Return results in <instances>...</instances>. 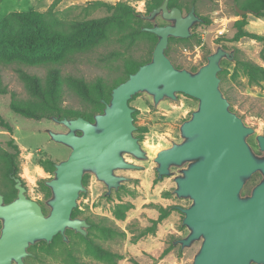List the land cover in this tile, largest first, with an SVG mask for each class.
<instances>
[{"label":"rangeland","instance_id":"rangeland-1","mask_svg":"<svg viewBox=\"0 0 264 264\" xmlns=\"http://www.w3.org/2000/svg\"><path fill=\"white\" fill-rule=\"evenodd\" d=\"M116 5L123 2L137 13L147 14L160 0H0V21L11 12H51L62 20H94L111 16L106 7L94 6L95 2ZM244 0H169L186 14L191 7L202 18L191 30L186 41L168 43L167 56L177 68L196 71L206 63V57L217 47L227 51L235 49L234 61H222L220 89L228 99L231 111L255 130V135H264V19L239 11ZM245 20L243 30L253 36L234 40L236 22ZM157 24L164 22L157 18ZM151 23L144 21L143 25ZM155 43L148 35L139 37L131 46L116 42L115 37L100 43L86 54H77L60 66L64 86L62 107L75 111L90 112L92 105L70 83V77H82L87 82L102 78L111 85L124 76L126 63L145 62L151 56ZM18 58V59H16ZM18 60V61H17ZM246 64L262 69L252 74ZM20 71L37 75L42 80L47 67L28 57L0 51V78L6 93H0V147L14 150L8 143L17 146V177L26 188L29 199L37 202L46 215V201L50 189L45 182L53 177L55 164L65 160L70 149L53 142L47 130L66 132L67 129L51 119L37 120L11 110L12 96L23 102L29 98L26 82ZM218 74V76H219ZM197 100L177 94L176 100L164 99L153 105L152 98L141 93L129 102L133 109L134 135L147 154L144 161L129 154L124 159L134 169L118 170L117 175L126 181L117 191L107 195L106 187L92 175L84 180L86 192L77 200L76 217L90 224L87 236L67 231L69 242L56 239L50 244L36 243L28 249L25 264H191L199 247L181 249L173 241L187 235L182 225V213L178 207L189 205L188 200L177 199L173 193L172 176L157 178L153 158L162 149L180 141L179 127L190 118L197 108ZM6 125V126H5ZM257 151L255 136L248 139ZM259 180L255 174L244 188L247 193ZM13 184L0 173V192L12 193ZM174 207L162 220L156 221L161 211ZM122 210L124 218L119 219Z\"/></svg>","mask_w":264,"mask_h":264},{"label":"water","instance_id":"water-1","mask_svg":"<svg viewBox=\"0 0 264 264\" xmlns=\"http://www.w3.org/2000/svg\"><path fill=\"white\" fill-rule=\"evenodd\" d=\"M158 17L166 24L158 25ZM140 18L152 24L142 31L157 38L150 60L112 89L93 121L51 118L67 131L47 134L70 153L55 164L53 177L45 182L51 192L45 203L48 214L27 197L19 178L12 177L16 190L12 201L6 202L0 193V264H25L31 246L50 244L57 235L68 243L67 231L87 236V220L72 217L80 194L86 192L84 176L92 175L110 195L126 181L116 171L134 169L124 155L147 159L134 135L129 105L141 93L150 96L154 106L164 99L176 100L179 93L198 102L179 127L180 141L153 158L157 178L172 176L175 197L189 201L178 207L187 235L173 245L186 249L199 243L191 264H264V135H255L254 128L231 111L218 76L222 61H234L235 49L219 46L196 71L180 69L166 51L170 38L188 39L192 27L202 22L195 8L183 14L163 0ZM252 136L257 151L248 141ZM255 174L259 181L244 193Z\"/></svg>","mask_w":264,"mask_h":264},{"label":"trees","instance_id":"trees-1","mask_svg":"<svg viewBox=\"0 0 264 264\" xmlns=\"http://www.w3.org/2000/svg\"><path fill=\"white\" fill-rule=\"evenodd\" d=\"M162 1L160 0L159 3L153 5L149 12L158 7ZM94 6L106 7L112 11L111 16L94 20H62L51 12L27 11L11 12L0 21V51L31 58L47 67V75L44 80L37 75H29L20 71L23 78H28L26 87L29 98L26 101L18 102L12 96L10 102L12 111L37 120L51 119L52 117L59 119L82 117L93 121V116L102 112L103 102L110 100L112 89L124 82L130 74L136 72L141 65L150 60L151 56L145 62L126 63L124 76L115 79L111 85L106 84L102 78H97L94 82H87L82 77L71 76L70 83L84 95L85 99L92 105V109L87 113L63 108L61 105L64 101L65 83L61 77L60 66L65 60H69L77 54H86L112 37H115L116 42L126 47L134 44L143 35L150 36L154 43L157 41L153 34L142 31L143 27L151 26V24L143 25L144 21L140 18L142 14L137 13L127 4L119 2L116 5H109L98 1L94 3ZM169 7L174 6L169 4ZM240 9L255 18L264 19V0H244ZM245 25V20L236 22L237 32L234 40L251 36L243 30ZM171 41L182 42L186 39L170 38L169 42ZM246 65L252 74L260 77L258 74L262 69L252 64ZM219 78L222 80L221 74H219ZM6 92L7 89L3 86L0 78V93ZM0 124H4L1 119ZM8 144L14 153L0 147V173L7 177L14 187L12 177L18 178L17 146L12 143ZM86 176L83 178V183ZM251 188L252 186L249 191ZM1 194L6 202L11 201L16 197V190L14 188L12 193ZM173 209L174 207H169L162 210L156 223L165 218ZM124 212L125 210L119 212V219L124 218ZM72 217H76L75 210ZM56 239L62 240L60 235H57L53 241Z\"/></svg>","mask_w":264,"mask_h":264},{"label":"flooded vegetation","instance_id":"flooded-vegetation-1","mask_svg":"<svg viewBox=\"0 0 264 264\" xmlns=\"http://www.w3.org/2000/svg\"><path fill=\"white\" fill-rule=\"evenodd\" d=\"M158 18H160V17H158ZM160 19H161V18H160ZM161 20H162V19H161ZM162 21H163V20H162ZM163 22H164V21H163ZM164 24H166V23L164 22ZM164 24H162V25H164ZM151 25H152V24H151ZM158 25H159V24H158ZM195 25H196V24H195ZM195 25H194V26H195ZM194 26H193V27H194ZM193 27H192V28H193ZM259 179H260V176H259ZM20 180H21V179H20ZM258 181H259V180H258ZM258 181H257V182H258ZM257 182H256V183H257ZM256 183H255V184H256ZM23 186H24V185H23ZM252 187H253V186H252ZM249 192H250V191H249ZM249 192H248V193H249ZM12 200H13V199H12ZM12 200H11V201H12ZM7 202H10V201H7ZM46 215H47V214H46ZM0 227H1V225H0Z\"/></svg>","mask_w":264,"mask_h":264}]
</instances>
